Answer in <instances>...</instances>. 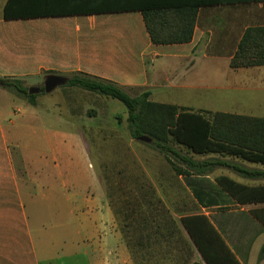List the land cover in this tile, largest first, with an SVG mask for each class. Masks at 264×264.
<instances>
[{
	"label": "crops",
	"instance_id": "obj_1",
	"mask_svg": "<svg viewBox=\"0 0 264 264\" xmlns=\"http://www.w3.org/2000/svg\"><path fill=\"white\" fill-rule=\"evenodd\" d=\"M7 1L0 77L31 87L47 74L87 73L129 93L148 90L156 102L264 118V64L230 65L246 30L264 27V0L200 6L193 38L173 44L152 42L139 9L7 19ZM62 96L69 130L45 136L15 128L7 97L0 99V264H264V175L217 166L145 181L105 178L102 167L87 168L92 143L76 124L83 115ZM39 103L37 96L12 107L30 125L41 119ZM24 136L39 142L27 146ZM96 143L100 154L107 142ZM196 154L264 172L263 163L235 155ZM220 177L238 183L236 195ZM136 186L149 188L134 195ZM158 198L163 210L152 208Z\"/></svg>",
	"mask_w": 264,
	"mask_h": 264
},
{
	"label": "trees",
	"instance_id": "obj_2",
	"mask_svg": "<svg viewBox=\"0 0 264 264\" xmlns=\"http://www.w3.org/2000/svg\"><path fill=\"white\" fill-rule=\"evenodd\" d=\"M234 1L263 0H8L4 12L5 18L12 19L139 9L152 42L173 44L193 38L200 6ZM263 64L264 27H250L240 41L230 65L238 68ZM66 85L78 86L122 101L128 108L131 137L137 140L142 136L151 137L152 144L166 156L176 175L205 174L217 166H229L249 176L264 175V172L250 171L222 159L197 160L172 145V142H177L199 154L226 153L264 164L262 117L222 111H194L184 106L156 102L151 100L148 90L132 95L113 81L87 73L68 76ZM0 86L21 93L33 104L38 96L37 93L29 94V87L24 86L23 80L19 78L0 77ZM218 182L236 195L233 185L237 182L228 177H220ZM158 203L159 208L155 209L163 210V202L159 198ZM185 224L189 226L186 219Z\"/></svg>",
	"mask_w": 264,
	"mask_h": 264
},
{
	"label": "rangeland",
	"instance_id": "obj_3",
	"mask_svg": "<svg viewBox=\"0 0 264 264\" xmlns=\"http://www.w3.org/2000/svg\"><path fill=\"white\" fill-rule=\"evenodd\" d=\"M136 47L137 49L139 48L138 45ZM39 81L40 83L37 85L42 87L44 85V79L41 78ZM25 85L26 82L24 83V86ZM62 89L64 90L66 98H69L77 104L74 109H76L78 113L81 112L83 115V118H79L76 124L87 131L88 140L92 143L91 155L85 161L87 168H89L91 172H96L100 166L103 168V176L105 178L116 177L122 180L136 181L174 176V172L166 156L152 144V141L137 140L131 137L128 130V108L118 99L78 86H68L66 84L58 86L49 93L40 91L37 93L40 103L36 107H33V109L38 112L41 119L31 123L30 125H33V127H29L30 125L23 123L22 120L27 117L24 110L20 114H16L13 111L12 106L16 104L24 106L23 100H26V98L21 93L0 86V99L2 96H4V98L5 96L7 97V99L5 98L6 101L4 105H9L10 107L12 112L11 119L17 122L15 128L25 132L26 135L27 132L29 133L32 130H37L41 132L40 136H45L46 131L52 133L54 131L67 130L69 128V125L65 124L66 122L63 121L64 118H67L68 112L65 105L61 103L63 98ZM139 92V90H130L132 95H136ZM203 97L207 98L206 96ZM59 118L61 122L58 121ZM97 133H100V136L116 133L118 138H116V140L105 136L103 139L97 138ZM25 136L23 140L25 143L27 142V146H33L37 140L39 142V139L34 140L33 138H26ZM96 141L107 142L103 147V152L100 154L97 152L98 148L96 146ZM44 143L46 144L41 143L38 144V146L47 147V139L44 140ZM172 145L175 149L184 154L195 156L196 158L204 157L193 153L184 145L177 142H172ZM89 164H91V168ZM125 188L127 187H121V194H126ZM132 188V193L138 195L143 192V188L148 189L149 187L136 186ZM150 188L152 191L146 190V192L157 194L154 186H150ZM133 204L141 205L142 203ZM155 207L159 208L157 200L152 201V208L155 209Z\"/></svg>",
	"mask_w": 264,
	"mask_h": 264
},
{
	"label": "water",
	"instance_id": "obj_4",
	"mask_svg": "<svg viewBox=\"0 0 264 264\" xmlns=\"http://www.w3.org/2000/svg\"><path fill=\"white\" fill-rule=\"evenodd\" d=\"M68 83V77L60 74H47L44 80L43 88L41 86H31L28 89L29 94H36L40 91L52 92L55 88L60 85H65ZM141 140H146L148 142L152 141V138L149 136L140 137Z\"/></svg>",
	"mask_w": 264,
	"mask_h": 264
}]
</instances>
